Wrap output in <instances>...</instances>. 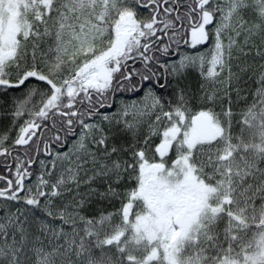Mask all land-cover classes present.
<instances>
[{"label": "snow or ice", "instance_id": "snow-or-ice-1", "mask_svg": "<svg viewBox=\"0 0 264 264\" xmlns=\"http://www.w3.org/2000/svg\"><path fill=\"white\" fill-rule=\"evenodd\" d=\"M0 264H264V0H0Z\"/></svg>", "mask_w": 264, "mask_h": 264}, {"label": "trees", "instance_id": "trees-1", "mask_svg": "<svg viewBox=\"0 0 264 264\" xmlns=\"http://www.w3.org/2000/svg\"><path fill=\"white\" fill-rule=\"evenodd\" d=\"M3 172V169H0V173H2Z\"/></svg>", "mask_w": 264, "mask_h": 264}]
</instances>
